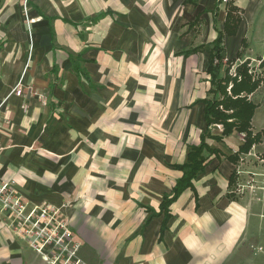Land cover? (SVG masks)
Wrapping results in <instances>:
<instances>
[{"label": "crops", "instance_id": "1", "mask_svg": "<svg viewBox=\"0 0 264 264\" xmlns=\"http://www.w3.org/2000/svg\"><path fill=\"white\" fill-rule=\"evenodd\" d=\"M229 4L240 22L223 64L255 74L264 0H1L0 179L30 205L61 208L83 264H264V136L237 162L241 134L208 140L217 153L204 152L168 219L160 212L206 130ZM8 223L0 212V264H46Z\"/></svg>", "mask_w": 264, "mask_h": 264}, {"label": "trees", "instance_id": "2", "mask_svg": "<svg viewBox=\"0 0 264 264\" xmlns=\"http://www.w3.org/2000/svg\"><path fill=\"white\" fill-rule=\"evenodd\" d=\"M1 2V0H0ZM226 17L222 31H217V36L212 43L209 57V66L207 73L210 76V99L203 101L205 105L204 119L206 130L200 136V144L188 149L186 161L182 165L174 166L175 169L182 172V176L168 196L163 197L160 204V212L164 213V218L169 217V206L180 196V194L191 187L192 181L203 171L207 157L204 152L211 154L217 153L216 150L210 149L207 145L208 140L221 141L223 137L236 132L243 136V144L238 151L229 156L232 162H237L238 155L247 153L253 145L261 143L264 131L253 133L251 120L258 108V104L252 100V97L260 90L263 77L255 75L250 71L247 61L238 64L235 67V75L230 76L229 70L233 63L226 61L223 64L222 39L224 36H233L236 33L240 22V10L229 4L226 7ZM196 49L187 51L185 54L196 52ZM225 66V72L221 71ZM259 68H264V59L261 60ZM78 75H83V71L77 65L73 67ZM221 124V135H212L211 125ZM164 230V226L161 231Z\"/></svg>", "mask_w": 264, "mask_h": 264}, {"label": "built area", "instance_id": "3", "mask_svg": "<svg viewBox=\"0 0 264 264\" xmlns=\"http://www.w3.org/2000/svg\"><path fill=\"white\" fill-rule=\"evenodd\" d=\"M221 2L226 3L227 0ZM14 92L20 94L19 85ZM217 127L220 128V125ZM243 188L242 185L238 186L237 191L239 189L241 192ZM258 190L264 197V186ZM0 212L8 215L7 228L11 233L27 240L46 264H83L77 258L79 245L72 240L60 207L30 205L16 191L14 182L0 179Z\"/></svg>", "mask_w": 264, "mask_h": 264}, {"label": "rangeland", "instance_id": "4", "mask_svg": "<svg viewBox=\"0 0 264 264\" xmlns=\"http://www.w3.org/2000/svg\"><path fill=\"white\" fill-rule=\"evenodd\" d=\"M263 73H264V68H258L255 75H259L260 77H263ZM252 100L255 103H257L258 107L260 108L259 109L260 112H258L253 122V128L256 129L258 132H260L264 130V129H261V128H264V124L260 126L261 128H259V125H260L259 122H262V120H264V113L263 114L261 113L262 111L264 112V77H263V83H262L260 90L252 97ZM256 151H260L259 148L256 149Z\"/></svg>", "mask_w": 264, "mask_h": 264}]
</instances>
